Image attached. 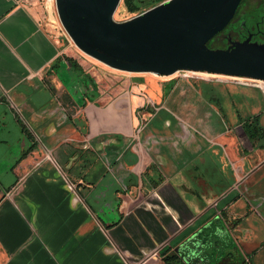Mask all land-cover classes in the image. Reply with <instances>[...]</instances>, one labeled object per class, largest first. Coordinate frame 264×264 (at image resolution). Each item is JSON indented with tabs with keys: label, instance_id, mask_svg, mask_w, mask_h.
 <instances>
[{
	"label": "crops",
	"instance_id": "1",
	"mask_svg": "<svg viewBox=\"0 0 264 264\" xmlns=\"http://www.w3.org/2000/svg\"><path fill=\"white\" fill-rule=\"evenodd\" d=\"M66 40L43 0H0V264H264L246 91L177 72L111 93Z\"/></svg>",
	"mask_w": 264,
	"mask_h": 264
},
{
	"label": "water",
	"instance_id": "2",
	"mask_svg": "<svg viewBox=\"0 0 264 264\" xmlns=\"http://www.w3.org/2000/svg\"><path fill=\"white\" fill-rule=\"evenodd\" d=\"M243 0H164L125 21L122 0H55L74 44L106 66L129 73L207 72L264 82V42H209L232 22Z\"/></svg>",
	"mask_w": 264,
	"mask_h": 264
},
{
	"label": "rangeland",
	"instance_id": "3",
	"mask_svg": "<svg viewBox=\"0 0 264 264\" xmlns=\"http://www.w3.org/2000/svg\"><path fill=\"white\" fill-rule=\"evenodd\" d=\"M153 0H147L146 3L142 5V7H146L150 5ZM43 6L45 11L48 14H52L53 16L58 17L57 9L55 0H43ZM260 6V7H259ZM259 7V8H258ZM151 8V7H150ZM149 9V8H148ZM256 16H249V14H242L241 16L244 17V21H246V26L251 27L256 22V19L259 17L260 13L264 10V0H248L247 6L244 8V12L253 10ZM140 12L130 13L127 11L126 7L124 6L123 2L120 3L119 7L117 8L114 18L117 21H125ZM59 18V17H58ZM262 28L264 29V22L261 23ZM69 37V35H68ZM66 44L71 49V53L75 54L82 65L87 67L88 69L92 70L100 79V84L107 88L111 93H120L121 87L125 84H134V77L138 75H147V76H154L160 77V75H156L153 73H129L124 71H118L112 69L105 64L101 63L100 61L90 57L89 55L83 53L72 41L69 37V40H66ZM213 47H225L226 43L223 39L219 38L215 40L212 44ZM69 52V53H70ZM82 61V62H81ZM181 77L195 79V80H208L213 81L218 84H227L231 85L236 89H243L245 92L244 94V108L247 114L250 116L261 114V125L264 128V82L260 80H252L242 77H232V76H225V75H217L211 74L207 72H194L188 73L189 76H183L182 72H178ZM116 83V84H115ZM114 90V91H113ZM264 143V140L261 141ZM251 144V143H250ZM264 153V152H262Z\"/></svg>",
	"mask_w": 264,
	"mask_h": 264
},
{
	"label": "flooded vegetation",
	"instance_id": "4",
	"mask_svg": "<svg viewBox=\"0 0 264 264\" xmlns=\"http://www.w3.org/2000/svg\"><path fill=\"white\" fill-rule=\"evenodd\" d=\"M246 6L247 1L243 0L232 22L221 34H219L218 39L221 38L225 41V47L231 44L230 40L233 42L244 41L249 36H251V41H258L260 43L264 42V29L261 25V23L264 22V10L260 13L259 17L256 19V22H254V25L247 27L246 21L243 20V16L246 14H249L250 17L256 15L253 13L254 9L244 12L243 10ZM242 14L244 15L241 16Z\"/></svg>",
	"mask_w": 264,
	"mask_h": 264
},
{
	"label": "trees",
	"instance_id": "5",
	"mask_svg": "<svg viewBox=\"0 0 264 264\" xmlns=\"http://www.w3.org/2000/svg\"><path fill=\"white\" fill-rule=\"evenodd\" d=\"M162 1L164 0H153L150 3V5H147L146 7H142V5L147 2V0H122L127 11H129L130 13L142 12L150 7H153L161 3ZM218 37L219 35L215 36L209 42L210 47H213L212 44L215 40L218 39ZM214 48H217V47H214ZM261 116H262L261 114H258V115L247 116L243 118L244 120L243 124H244L245 131L249 134L251 138H253L254 140L256 139V141H259V142L264 140V128L261 125Z\"/></svg>",
	"mask_w": 264,
	"mask_h": 264
},
{
	"label": "built area",
	"instance_id": "6",
	"mask_svg": "<svg viewBox=\"0 0 264 264\" xmlns=\"http://www.w3.org/2000/svg\"><path fill=\"white\" fill-rule=\"evenodd\" d=\"M53 1V0H52ZM145 11V10H144ZM143 12V11H142ZM140 12V13H142ZM58 22H59V27H60V30L63 32V34L66 36V38L69 40V37H68V34L66 32V30L64 29L63 25L61 24L59 18H58ZM179 72H182V75L183 76H189L188 73H194L195 71H187V70H182V71H179ZM6 100L8 101L9 105L16 111L19 112L18 110V107L14 104V102L12 100H10L8 97L6 98ZM69 187L70 189H74V184L73 183H69Z\"/></svg>",
	"mask_w": 264,
	"mask_h": 264
}]
</instances>
